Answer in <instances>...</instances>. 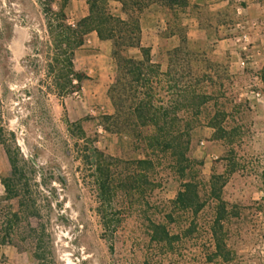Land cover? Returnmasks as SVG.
I'll return each mask as SVG.
<instances>
[{"label": "rangeland", "instance_id": "374dc122", "mask_svg": "<svg viewBox=\"0 0 264 264\" xmlns=\"http://www.w3.org/2000/svg\"><path fill=\"white\" fill-rule=\"evenodd\" d=\"M45 3L0 0V264H37V251L47 264H264V66L249 64L242 74L214 79L209 116L193 133L185 176L198 183L204 209L196 216L173 213L181 179L162 162L148 175L154 188L117 193L105 210L114 225L105 230L93 169L81 157L96 149L124 163L140 159L141 151L102 126L114 112L107 95L111 78L97 82L89 69L78 70L75 58V71L87 77L80 90L62 99L50 91ZM214 56L221 68L229 67L226 57ZM215 116L222 141L206 126ZM6 150L22 174L15 180L18 197L10 200L2 185L11 174ZM211 181L222 187L226 204V261L207 260L214 253L209 226L217 205ZM151 223L179 235L170 254L150 242Z\"/></svg>", "mask_w": 264, "mask_h": 264}, {"label": "trees", "instance_id": "16d2710c", "mask_svg": "<svg viewBox=\"0 0 264 264\" xmlns=\"http://www.w3.org/2000/svg\"><path fill=\"white\" fill-rule=\"evenodd\" d=\"M83 1L88 6V16L71 26L67 23L63 10L54 12L53 0H46L44 10L50 38L46 48L52 55L46 66L52 80L49 89L58 99L78 92L87 77L75 71L74 52L83 45L84 37L92 32L99 40L109 41L111 58L115 64V79L107 95L114 112L102 118V126L106 132L119 139L123 136L128 138L133 145L138 146L137 150L142 155L140 159L123 163L120 159L90 149L81 157L93 169L92 178L103 228L108 230L114 225L105 210L117 193H138L141 188H154V181H150L148 175H152L162 162H166L181 179L180 190L170 203L173 213L183 212L196 216L204 209L205 204L200 199L198 183L194 179H185L187 171L192 167L188 153L194 131L203 127L202 120L209 116L207 107L212 100L210 90L215 87L214 79L218 75L229 78L228 67L223 69L217 65L219 58L212 51L206 53L190 48L183 25L189 0ZM112 1L121 4L122 12L126 15L125 21L110 14L109 3ZM151 8L158 9L157 13L169 19L167 37L171 42L170 48L160 54L156 62L152 61L150 49L143 48L140 44V23L143 19L153 17L148 11ZM201 19L205 22H201V27L209 32L213 31L210 29L212 20L222 21L226 25L233 21L230 9L225 10L221 17L203 9ZM42 45L41 43L39 48ZM133 50L139 52L135 54ZM210 57L214 59L213 64ZM261 80L264 85V68ZM206 126L215 131V140L225 139L218 116L208 119ZM6 155L11 174L10 178L2 180V185L10 200L18 197L15 180L18 177V180L21 179L22 174L19 173L17 161L8 150ZM122 163L124 169L116 174L114 171L121 168ZM199 164L202 166V163ZM210 189L217 205L209 226L214 253L207 260L211 262L214 258H222L226 261L228 253H225L223 239L226 204L220 198L221 186H216L211 181ZM167 219L171 220V216L168 215ZM150 228V242L170 254L172 246L180 240L179 235L171 234L160 223H151ZM193 230L191 228L187 233H192ZM35 258L37 264H47L40 251L35 253ZM143 264L154 263L145 261Z\"/></svg>", "mask_w": 264, "mask_h": 264}, {"label": "crops", "instance_id": "0c3cea01", "mask_svg": "<svg viewBox=\"0 0 264 264\" xmlns=\"http://www.w3.org/2000/svg\"><path fill=\"white\" fill-rule=\"evenodd\" d=\"M52 8L56 12L63 10L67 23L71 26L86 18L89 13L83 0H53ZM203 9L220 17L225 10L230 9L233 21L226 25L222 21L212 20L209 23L213 31L209 32L201 27V22H204L201 19ZM148 11L153 17L143 19L140 23V44L141 47L150 49L152 61L156 62L158 56L170 48L171 42L167 37L169 19L157 13L158 9L151 8ZM109 12L122 21L126 20L119 2H110ZM183 25L190 48L195 51L210 49L213 54L226 57L230 74H242V69L249 64L264 66V0H189ZM241 27L249 32L247 52H242L234 40L240 34ZM138 52L133 50L135 54ZM75 58L78 61V70L85 72L89 69L97 82L104 83L105 78H111L110 84L114 83L115 64L111 58L109 41H101L94 32L89 33L84 37L83 45L74 52L73 64ZM3 191L0 188V193Z\"/></svg>", "mask_w": 264, "mask_h": 264}, {"label": "built area", "instance_id": "2783aa9c", "mask_svg": "<svg viewBox=\"0 0 264 264\" xmlns=\"http://www.w3.org/2000/svg\"><path fill=\"white\" fill-rule=\"evenodd\" d=\"M237 45L240 47V50L242 52H247L248 50V44H249V35L245 28L241 27L240 34L234 38ZM201 146H203V143H200Z\"/></svg>", "mask_w": 264, "mask_h": 264}, {"label": "water", "instance_id": "95a60500", "mask_svg": "<svg viewBox=\"0 0 264 264\" xmlns=\"http://www.w3.org/2000/svg\"><path fill=\"white\" fill-rule=\"evenodd\" d=\"M30 160H31V162L35 165V162H34V160L32 159V158H30Z\"/></svg>", "mask_w": 264, "mask_h": 264}]
</instances>
